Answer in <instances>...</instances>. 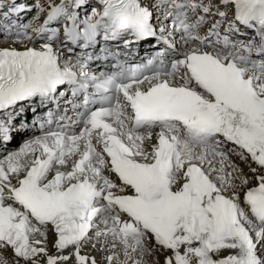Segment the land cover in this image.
I'll list each match as a JSON object with an SVG mask.
<instances>
[{"label":"snow or ice","instance_id":"snow-or-ice-1","mask_svg":"<svg viewBox=\"0 0 264 264\" xmlns=\"http://www.w3.org/2000/svg\"><path fill=\"white\" fill-rule=\"evenodd\" d=\"M0 42V264H264V0H0Z\"/></svg>","mask_w":264,"mask_h":264},{"label":"bare ground","instance_id":"bare-ground-1","mask_svg":"<svg viewBox=\"0 0 264 264\" xmlns=\"http://www.w3.org/2000/svg\"><path fill=\"white\" fill-rule=\"evenodd\" d=\"M32 14L30 13V15L29 16H31ZM0 43H4V42H0ZM161 259H162V257H161Z\"/></svg>","mask_w":264,"mask_h":264},{"label":"rangeland","instance_id":"rangeland-1","mask_svg":"<svg viewBox=\"0 0 264 264\" xmlns=\"http://www.w3.org/2000/svg\"><path fill=\"white\" fill-rule=\"evenodd\" d=\"M29 2H31V0H29Z\"/></svg>","mask_w":264,"mask_h":264}]
</instances>
